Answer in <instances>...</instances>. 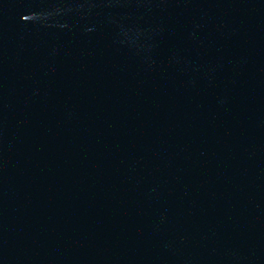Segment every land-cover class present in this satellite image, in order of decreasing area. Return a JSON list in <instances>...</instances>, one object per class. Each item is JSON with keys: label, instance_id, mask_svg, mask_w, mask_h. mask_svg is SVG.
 <instances>
[{"label": "water", "instance_id": "95a60500", "mask_svg": "<svg viewBox=\"0 0 264 264\" xmlns=\"http://www.w3.org/2000/svg\"><path fill=\"white\" fill-rule=\"evenodd\" d=\"M0 264H264V0H0Z\"/></svg>", "mask_w": 264, "mask_h": 264}]
</instances>
